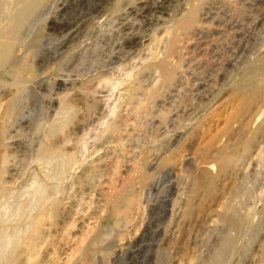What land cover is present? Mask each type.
I'll return each mask as SVG.
<instances>
[{
    "label": "rangeland",
    "instance_id": "374dc122",
    "mask_svg": "<svg viewBox=\"0 0 264 264\" xmlns=\"http://www.w3.org/2000/svg\"><path fill=\"white\" fill-rule=\"evenodd\" d=\"M126 1H128V0H126ZM232 1L233 0H210L209 3L206 4V8H205L206 11H208L210 9L211 10L210 12L212 14L209 12L208 14L206 13V15H203L202 18H203L204 26L202 27L203 29H200L201 30L200 34L196 35L194 37L195 39L193 38L194 41L192 39V40L187 41L185 44L181 45L182 50L184 52L183 53L184 57L186 56V59L184 58V63L186 65L185 67H187V69H185V67L183 68V70L180 72L181 75L179 74L180 77L182 76L181 77L182 81H181V79H179V81L176 82V84L174 85L173 88H170L167 91H162L161 94L159 95V97H157L154 101L150 100L149 103L147 104L148 107L150 108L149 113L145 114V115H141L142 117L136 116L135 112L132 109V106H134L135 103L137 104L138 102H140L143 95H142V93H138L134 96V98L131 97L130 91L128 89L129 88V82L120 86L117 89L116 94H114L113 97H109V96H106L107 92H108V91L106 92V90L104 92H102V94H101V92H98V93L93 92L92 90L93 89L95 90L96 86L94 85L95 81H91V79H92V77H94L95 75H97L101 72H104V73L109 74L111 76L113 71L118 69L120 63L109 64V65H106L107 67L105 66V64L108 60L107 56L110 54L113 47H116V49H117V47H119L115 51L116 53H122L123 52V54H125V55L127 54V53H124L125 50L122 49L124 47L120 46V43H122L124 41V38L128 35V33H126V31L119 30V28H121L124 25L122 23L133 24L134 26H136V28L138 26H140L139 29L142 27L144 28V29L142 28L140 30L138 28L136 29L137 32L140 31V33H139L140 35L142 34L141 35V38H142L141 42L137 47V48H139V47L140 48L136 50L137 52H135L134 56H131L129 58V56H127L128 54L126 55L127 56L126 61H129L131 63H136V62L139 63V62H141L142 59L137 57V56L140 53L145 54L146 51H148L147 45L154 38V35L156 36V33H157V36L161 35V33H162L161 31L164 29V27L170 23V22L166 23V22H164V20L166 18L168 19L169 16L171 17V16L175 15V12H176V16L179 17L181 15V13H183L186 10L185 8L187 7V0L186 1L185 0H183V1L182 0L181 1L180 0H178V1L174 0L175 4L173 2V6H171V8H170L172 13L169 10V12H167V13L165 12L164 14H162L164 16H162L160 13H158L157 10H153L150 13V15L147 17L149 20H151L152 24L151 23L147 24L146 21L142 22V20H145V19H143V18H145V17H143L144 16L143 14H146L145 12H143L144 9H142V8L145 5H147V3H148V5L153 6L154 5L153 0H132V4L131 5L129 4L128 7L133 6L134 8H136L134 13H136V10L138 12V8L140 11V8H141V10H143V11H141L142 14H140V12H138L137 14H134V15L129 13L131 15L130 16L127 13L128 12L127 7L120 6L118 11H116L114 13L112 12V13L106 15L105 17L100 18L99 21H96L94 24L87 26L85 31H81L80 32L81 34L78 33L79 36H78V34L76 35V37H78V40H76L75 42H72V44L70 43L73 46H70V48H67L69 46L68 45L69 43H67L66 46H64L60 50L59 53H62L64 50L68 49V50H66V52H64L65 54L63 53L61 58L58 59L59 61H57V62H55V64L51 65L50 69L48 71H46L43 75L40 76V78L43 79V85H42L43 87H41V89H40L42 91H40L39 89L37 90L38 93L40 94V95L38 94V96H39L38 100L31 101L33 103H31V102L28 103L27 108H25L26 110L28 109L27 111L25 110V114H27L25 116H27V119L28 118L29 119L27 122H25L26 124L24 123L25 125L22 126L23 128L22 127L20 128V132H21L20 140L22 139L20 142L23 143V148H25V150L30 153V151H32V149L34 147L32 145L36 144L35 148H37L38 147L37 144L39 143V141H42V142L45 141V138H46L45 136L51 131L52 126H58L61 124H65L66 128H64L63 131H59V132L57 131L59 134L56 132L55 135L52 136V139H56L60 142L59 145H60V147L63 148V150L62 151H55L54 154L46 156V157H39L37 155H34L33 153H30V154L27 153L26 154L24 152L25 156L20 155V157L18 156V157L12 158V160L9 162L8 168H9V170H11V172L9 171L11 174L8 172V174H5L2 178H0V189L2 188L0 190V210H1L0 211V225L2 224V226H0V230H1L0 231L1 232L0 237L2 236V233L4 232L7 236H12V237L16 236L15 238H19L22 235L21 233H23V231L25 230V228L27 226V223L29 221L28 219L31 217V215H34L36 213V211H38L41 208L43 203H40V202H42V200H40V198L42 197L41 199H44L46 197H49L50 195H54V196L57 195L63 199L62 200L63 203L61 204V207H62L61 208V215L56 218L53 226H51V227L47 226L48 229L46 228V226H44L45 228L43 227L45 229V231H46V229L48 230L47 231V237L45 238V241H43L44 239L43 240L41 239V241H40V239H38L41 243V247H40V250L38 252V255H40V256L36 257V262L34 264H88V263L89 264H92V263L96 264V262H97V264H106V263L107 264H115L117 262H118L117 264H157V263L163 264V261H164V264L165 263L166 264H170V263L171 264H193L198 258L203 257L204 254H205V256H207V254L209 253V248H207V247H210V245H213L215 242L212 241V239L209 242H208V240H206V231L210 230V228L213 226L214 222H216L217 216L212 215L210 217L211 220H208L207 222H205L203 224L204 226L202 225V228L200 226L196 229H191L190 232H187V234L185 233L184 236H181L182 238L180 237V239H177L178 235H180V230H179L178 226L176 225V223L173 222L169 226H165L164 223H162L164 221L163 220L164 214H163V212L161 213L160 208H161V204H163L164 197H161V196H166L167 192H165V191L167 190V185H168L167 183H169V181L173 180V179L177 180L178 183H179V180L182 182L181 184H178L175 181L176 182V188H175L176 194L175 195L179 194L183 190L186 191V189L188 187V184L186 182L190 181L189 171H190V169H192L191 166L189 168V164L193 165L194 158L196 159L195 155L198 152V149H203L204 147H207V145L214 138V136L220 135V133L225 129V127L227 126L226 122H228L227 117H229L228 113H230L233 106L235 105L232 92H233V90L238 88L239 85H241L243 76H242V70L239 69V65H235L233 68L234 62H232V64L230 63L231 62V60H230L231 55L230 54H232L231 52L235 49V47L237 45L236 43H238V40L240 39V37L245 36V35H240L239 33H236L237 35H235V33H233V32L231 33V31H228L229 29L226 27L225 22H227V20L230 18L229 17L231 15L230 13H233L234 6L238 5V7H246L247 6V7L254 8V5H253L254 3H252V1H246V0H245V2H244V0H240V2H239V0H235L233 2ZM211 2H213V3H211ZM228 2H230V3H228ZM218 3L220 4V6ZM258 3L261 4V9H263L264 8V4H263L264 0H261L260 2L258 1ZM82 4H85V3H82ZM179 4H180V7H178ZM215 4H216V6H214ZM74 7H72V8H74ZM72 8L69 10L72 11ZM120 8H122V9H120ZM172 10H174V11H172ZM231 10H232V12H230ZM70 11H66V13L69 12L67 14V16H66V13L65 14L63 13L65 16L64 15H62V16L63 17H69L71 15ZM219 11L220 12L222 11V13H220ZM72 12H73L72 13V15H73L75 13L74 9ZM158 15H161V17H163L164 19L159 17ZM165 15H167V16H165ZM151 17H153V18H151ZM220 17L222 20L219 19ZM224 17H227L228 19L224 18ZM120 18H121V20H120ZM209 19H211L212 21L210 20V22H208ZM215 19H217V20H215ZM225 19H226V21H225ZM112 20L115 22L110 23V21H112ZM116 20H118V21H116ZM156 20H158V21H156ZM204 20H206V23ZM123 21H125V22H123ZM159 21H160V23H159ZM215 21H217V22L215 23ZM220 22H222V24ZM143 23L144 24L146 23L147 25L145 24L143 26ZM217 23H219V24H217ZM212 26L215 28V30ZM147 27H148V29H147ZM217 29H219V30L217 31ZM152 30H153V32H151ZM210 31H211V33H209ZM214 31H216V33H214ZM224 31H226V32H224ZM252 31L253 32L255 31L254 34L257 33V30H252ZM89 32H90V34H89ZM143 32L144 33L148 32V33L144 34ZM220 32H221V34H220ZM210 34H212V35H210ZM217 35H219V36H217ZM117 37H119V38L122 37V38L120 40H115L113 42L114 38H117ZM204 37H206L205 38L206 41L204 40ZM230 38L232 39V41ZM216 40H218V42H216ZM222 40H224V41H222ZM233 41H235V42H233ZM116 42H118L119 45ZM189 42H192V43H190L191 45L189 44ZM209 42H211V43H209ZM220 43H222V44H220ZM225 44H227V45H225ZM234 44H235V46H234ZM208 45H210V46H208ZM108 46H112V47H108ZM233 46H234V48H233ZM107 47L109 49H107ZM190 49H191V51H190ZM193 49H195V50H193ZM119 50L120 51L122 50V52H120ZM206 50L209 53L204 52ZM255 50H257V49H255ZM185 51H187V53ZM228 51H229V53H228ZM256 52L257 53L254 56L253 60L252 61L250 60L249 62H247L249 65H252V63H254L253 65H258L261 63V59H262L261 57L263 54L258 52V51H256ZM210 53H212V54H210ZM104 55H105V58L103 59L102 57H104ZM194 55H196V56L194 57ZM216 55H217V57H216ZM55 56H57V54H54V53L51 54V57H55ZM209 56H211V57H209ZM160 57H161V55H160ZM206 59L209 60L210 62H208ZM212 59H213V61L211 62ZM221 59H223V60H221ZM224 59L226 61H224ZM196 60L199 62H197ZM52 61H54V60H52ZM142 61H143V63H146V62H144V60H142ZM204 62L206 64L209 63V64H207L208 67H207V65L205 66ZM213 62H214V64H213ZM150 63H152V61H150ZM196 64H198V65H196ZM189 65H190V67H189ZM58 66H60V67H58ZM199 67H200V70H199ZM105 68H107V69H105ZM220 68L221 69L223 68L222 71ZM136 70L138 71V69H136ZM188 70L189 71L191 70V72H189ZM201 70H202L203 74L202 73L200 74ZM81 73H83V74H81ZM147 73H149V74H147ZM142 74H143L142 75L143 80H145L144 83H146V85L148 83H150V81H152L151 79H153V77L150 78V81L148 79V76L151 74L149 69L142 70ZM211 74H212V76H211ZM43 76H44V78H43ZM214 76L217 78H215ZM189 77H190V79H189ZM195 78H199V79H195ZM157 79L154 82H156V81L158 82L159 79L158 80ZM87 80L89 82H87ZM214 80L216 82H214ZM90 83H91V85H90ZM92 83H93V86H92ZM195 84H197V85H195ZM48 85H52V90H50L51 92L48 90V87H47ZM80 86L81 87L83 86V88L84 87L85 88L84 89L82 88V90H81ZM63 87H67V89L65 88V90H64ZM191 87H192V89H191ZM193 87H194V89H193ZM229 87H230V89L228 90ZM69 89L70 90L72 89L74 91H71L72 92L71 93ZM197 89H199V90H197ZM101 90H103V89H101ZM184 90H186L185 93H184ZM196 90H197V92H196ZM201 90L203 91V93ZM56 91H57V93H56ZM87 91H88V93H87ZM187 91L189 93H191V97ZM49 92H50V94H48L49 95L48 96L47 93H49ZM68 92H69V95H68ZM41 93H42V95H41ZM43 93H45V94H43ZM54 93H56V94H54ZM65 93H67L68 97L73 96V97H71L72 100L75 103H77L76 104L77 107H75V108L73 107V109H71L70 111L67 109H64L60 106V98H61L60 94L62 96ZM90 93H92V94L95 93V94L92 96V94H90ZM74 94H75V96H74ZM176 94L179 97H177ZM56 95H58L60 98ZM101 95H103L104 97ZM41 96L42 97L44 96V97L41 98ZM82 96H84V99ZM96 96H98L100 99ZM212 96H213V98H212ZM52 97H54V98H52ZM56 97H58L59 99ZM93 97H95V98L93 99ZM205 98H206V100H205ZM39 99L40 100L43 99L42 102ZM188 99H189V102H188ZM48 100H50V101H48ZM55 101H57V102H55ZM85 101H87V102H85ZM89 101H91L90 103L97 104L98 109L90 110L88 112L87 111V105H88ZM190 101H191V103H190ZM49 102H51V104ZM53 102H55V103H53ZM78 103H80V104H78ZM145 103H147V102H145ZM204 103H205V105H204ZM174 104H175V106H174ZM46 105H49V106L46 107ZM117 105H118L119 109L121 108L119 110V114L122 112L121 115L124 116L125 118L129 119L127 122V125L125 127L126 129L121 134V138L119 137L120 134H116L113 136L106 135V134L103 135V130H104V127L107 123V121H105V120L108 119V121H109V119L114 116L113 108ZM172 105L174 108L172 107ZM195 105H196V107H194ZM231 105H232V107H231ZM31 107L34 109V111ZM45 107H46V110H45ZM54 107L57 109H54ZM193 107H194V109H193ZM126 108H127V110H125ZM74 109H75V111H74ZM213 109L215 112L213 111ZM226 109H227V111H226ZM229 109H231V110H229ZM30 110H32V111H30ZM41 111H42V113H41ZM178 111H180L181 113ZM182 112H184V113L182 114ZM33 113H35V114H33ZM80 113H82V114H80ZM88 113H89V115H88ZM110 113H111V115H110ZM78 114H80V115H78ZM81 115H83V116H81ZM125 115L126 116L128 115V116L126 117ZM98 116L100 118L103 117L104 119L100 120V118ZM156 116H158V118H156ZM223 116L224 117L226 116V118H224ZM53 117H55V118H53ZM67 117H68V119H66ZM69 117H70V119H69ZM185 118H187V119H185ZM54 119H56V120H54ZM91 119H92V121H91ZM131 119H133V120H131ZM49 121H51V122H49ZM169 121H171V122H169ZM222 121H225V123ZM93 122H95V123H93ZM159 122H160V124H159ZM27 123H28V125H27ZM67 123H70V124L68 125ZM174 123L177 126H175ZM188 123H190L189 126H188ZM214 123H216V125ZM71 124L73 125V127ZM168 124H169V126H168ZM29 125H30V127H29ZM79 125H81V126H79ZM219 125H222L221 127H224V128H220ZM74 126L77 129L74 128ZM82 126L83 127L89 126V127H87L85 129ZM217 126H219V127L216 128ZM78 127H80L79 128L80 130L78 129ZM155 127H157V128H155ZM170 128H172V129L170 130ZM180 129H182V130H180ZM77 130H79V131H77ZM35 131L38 134H36ZM64 132H66L67 136H68L67 137L68 140L65 142L62 139L63 136H61L64 134ZM79 132L82 134H80ZM32 133L35 135H33ZM41 133H43V134H41ZM178 135H180V136H178ZM205 135H207L208 137ZM31 136H32V138H31ZM57 136H60V137H57ZM26 137L29 138L28 139L29 142L26 140L27 139ZM84 137H85V139H84ZM165 137H167V138H165ZM111 138H113V139H111ZM114 138L115 139L117 138L118 140L117 139L115 140ZM132 138H134L135 140L134 139L132 140ZM23 140H26L27 142L23 141ZM89 141H90V143H89ZM104 141H106V142H104ZM115 143H117V144H115ZM13 144H15V142L12 143V147L16 148V145L14 146ZM99 144H101V145H99ZM107 144H109V145H107ZM153 144H155V145H153ZM262 144L264 145V141L261 142V146H262ZM105 145H106V147L104 148ZM196 145H198V146H196ZM190 146H192V147H190ZM13 150H15V149H13ZM66 151H70L71 153H74V156L70 157L69 155H65ZM189 151H191V152H189ZM122 154L124 157L122 156ZM256 154H257V151L253 152L252 153L253 156L251 155L250 158L245 159L242 163L241 172L247 173L246 174L247 178L245 179L244 184L240 186V195L239 196L241 197L240 199L243 200L244 199L243 197H245V195H246L245 199H248L250 202H252V204L254 202H256V199H258V201L255 205V208H254L255 216L253 218V222L255 223V225L259 229L258 233H257L258 236H257L256 240H254L253 238H250V236L248 234L245 233L243 238L239 241L240 249L237 252H235V255L233 254V256H232L233 260L231 259L230 263H228V264H264V192L263 191L258 192V191L264 190V180H263L264 174L260 175V177H259L258 175L252 173L253 165L251 164V162L253 160H255ZM182 155H183V157H182ZM32 157H35V159ZM177 157H179V158H177ZM127 158H129V159H127ZM28 159H29V161H28ZM145 160H147V161L145 162ZM168 160H170L171 163H168L169 162ZM58 161H61V162H58ZM76 161L79 163H77ZM90 161H91V163H90ZM187 161H189V162H187ZM108 163H110L111 166H113L115 168L110 167V164H108ZM128 164H130V165H128ZM41 165H43V166H41ZM78 165H79V167H78ZM81 165H82V167H81ZM103 165L105 167H102ZM131 165H133L132 168L130 167ZM164 166H166V169ZM88 167H89V169H88ZM128 167H129V169H128ZM167 167H169L170 169H168ZM140 168H142V171L140 170ZM162 168H164V169H162ZM103 169L104 170L106 169L105 170L106 172L103 171ZM136 169H137V171H136ZM84 170H85V172H84ZM109 170L111 173L108 172ZM186 170H187V172H186ZM17 171H19V172H17ZM128 171L131 174H129ZM98 172H99V174H98ZM20 173H22V174H20ZM82 173H84V175ZM104 174H106V175H104ZM169 174H170V176H168ZM97 175H98V177H97ZM21 177H23V178L21 179ZM43 178H44V180H42ZM175 178H178V179H175ZM65 179H66V182H65ZM81 179L83 181H81ZM108 179H109V181H108L109 185L107 186L108 183H106V181ZM56 180H57V182H56ZM58 180L60 183L58 182ZM50 181H51V183H50ZM63 181L65 183H63ZM84 181L87 183L85 184ZM17 182H18V184H17ZM79 182H80V184H79ZM91 182H92V184H91ZM129 182L134 185L133 191L135 192V195H137V193H139V191L142 190V186H143V184H145V187L143 188V194L141 197V199H143L142 203L139 205L137 203V206H136V202H135L134 205L132 206L133 208L131 207L128 211L122 212L120 215H113V213L111 211V206L108 205V202H110L115 197V195L118 193V191L119 192L122 191L129 184ZM36 183H37V186H36ZM43 183H45V184L43 185ZM121 183H123V184H121ZM52 184H54V185H52ZM78 184H79V186H78ZM86 185H88V187ZM184 185L186 188L184 187ZM48 186L52 187V188H49ZM85 186L88 189H86ZM119 186H121V187H119ZM3 187H5V188L3 189ZM8 187H10V189ZM80 187H82V188L84 187V188L81 189ZM260 187H261V189L259 190ZM30 188H31V190H30ZM32 188H34V189H32ZM103 188H104V190H103ZM252 188L255 190V192ZM148 189H149V191H148ZM26 191H27V194H25ZM246 191L250 194H248V195L245 194ZM29 192H31L32 195ZM242 193H244V194H242ZM261 193H262V196H261ZM44 194H45V196H44ZM150 194H152V195H150ZM153 194H154V196H153ZM143 195H144V197H143ZM25 196H26V198H25ZM43 196H44V198H43ZM34 197H36V198H34ZM82 197L85 199H88V200H85ZM87 197H89V198H87ZM94 197H95V199H92ZM28 198L29 199L31 198L33 203ZM155 198H157V200ZM186 198H188V196ZM66 200H67V202H66ZM64 201L66 204L64 203ZM146 201H148V202H146ZM157 201H159V202H157ZM35 202L36 203L38 202V203L36 204ZM123 203L124 202H122L121 204H123ZM159 204H160V206H159ZM33 206H36V207H33ZM100 206H101V208H100ZM67 207L69 209L71 207H73V208H71L69 210ZM153 207L154 208L156 207V208L154 209ZM32 208H33V210H32ZM169 208H170L169 209V215L175 214L176 217L179 216L180 209H178L177 206L174 208L173 212L171 210L172 208L171 207H169ZM158 209H159V211H158ZM131 210L133 211V213ZM26 211H27V213H26ZM31 212H32V214H31ZM66 212H68V213L70 212V213L68 214ZM71 212H72V214H71ZM129 212L131 213V217L129 215L130 214ZM97 213H99V214H97ZM126 213L128 214V216H126L127 215ZM96 214H97V216H96ZM27 216H29V217L27 218ZM151 217L154 218L153 221H152ZM156 217H158V219ZM119 218L120 219L122 218V219L119 221L120 222L119 225H116ZM24 219H25V221H24ZM65 219H66V221H65ZM73 219H75V220H73ZM150 221H151L152 225L146 226L145 223H149ZM156 221H157V223H156ZM122 222H124V223H122ZM158 222L161 223L160 224L161 226H159ZM123 224H125V225H123ZM127 224H128V227L125 228V226ZM5 226H6V228H5ZM105 227H106V229H105ZM111 227H114V229H116L117 231L114 229H111ZM122 227H123V230H125L126 232L123 230L121 231ZM156 227L158 230L156 229ZM56 228H58V229H56ZM100 231H101V238H100L99 243L96 244L97 249H95L93 251L87 250L86 248L90 244V243H88L89 240L91 242L95 238L96 233H98ZM118 232H119V234H118ZM15 233H17V234H15ZM17 235H18V237H17ZM139 235H141V236L139 237ZM144 235H146V236H144ZM147 235H148V238H147ZM50 238L52 239V241ZM112 238H114V239H112ZM157 239H158V241H157ZM176 239H177V241H176ZM128 240H130V241L132 240V241L130 242ZM127 242H129V243H127ZM0 243H1V238H0ZM140 244H142V246H140ZM153 244H155V245H153ZM205 245H208V246H205ZM12 246L13 245L9 244L5 248V250H3V252H2L1 247H0V264H5L6 259L9 257L8 255H10V253L12 252V249L14 248ZM143 246H145L146 250H144L145 248ZM160 246H161V248H159ZM117 249L119 251H117ZM110 250H112V251H110ZM154 250H155V253H154ZM101 251H103V252L100 253ZM104 251H107V252H104ZM244 251H246V252H244ZM132 252H133V254H132ZM166 252H167V254H166ZM167 255L169 256L168 258H167ZM159 256H160L161 261L159 260ZM163 256L165 258L164 260H163ZM112 258L114 259L113 261H112ZM86 259H88V261H86ZM100 259H102L103 261ZM103 262H105V263H103ZM21 263H24V259H20V264Z\"/></svg>",
    "mask_w": 264,
    "mask_h": 264
},
{
    "label": "bare ground",
    "instance_id": "6f19581e",
    "mask_svg": "<svg viewBox=\"0 0 264 264\" xmlns=\"http://www.w3.org/2000/svg\"><path fill=\"white\" fill-rule=\"evenodd\" d=\"M178 1V0H177ZM181 1V0H180ZM183 1V0H182ZM186 1V0H185ZM210 0H187L186 10L181 13L179 17L175 15L169 16V18L165 19L164 22L169 23L164 29L161 31V35L156 36L150 41L148 46V51L145 54H139L137 57L141 58V62L139 63H131L126 61L127 56L129 58L134 56L138 45L141 42L140 26L136 31V26L133 24H124L119 30L126 31L128 35L124 38V41L120 43L122 49L125 50L122 53H116L115 51L119 48L113 47L110 54L107 56L108 60L105 64H115L120 63L118 69L113 71L111 76L104 72H101L94 77H92L91 81H95L94 85L96 89L92 90L93 92H104L106 90L107 95L109 97H113L116 94L117 89L129 82V91L131 97L138 93H142V99L137 104L135 103L132 106L133 111L136 116L140 117L141 115H145L149 113L150 108L148 107L149 101H154L162 91H167L170 88H173L181 77L179 76L180 72L186 66L184 63V52L182 50V44H185L187 41L192 40L196 35H199L203 23V15L208 14L211 10L206 11V4L209 3ZM235 1V0H233ZM232 1V2H233ZM252 1L254 3V8L251 7H238L234 6L233 13H230V18L227 17L226 27L231 31V33H239L241 36L236 43L235 49L231 52V64L233 63V68L235 65H239V69L242 70V82L241 85H237L238 88H234L233 97L235 105L230 111L229 117H227L228 122L225 129L220 133V135H215L214 138L209 142L207 147L203 149H198L196 153V159L194 158L193 165L189 164L192 167L189 171L190 181L186 182L188 187L179 194L175 195V188L177 180H170L167 183V192L164 197L163 204H161V213L164 214V223L165 226H169L171 223L175 222L180 230V235H178L177 239H180L181 236L187 232H190L191 229H196L198 227L211 220L210 217L212 215L217 216L216 222H214L213 226L210 230L206 231V240L208 242L212 239L215 243L210 245L209 253L207 256L196 258L197 260L193 264H228L232 259L233 254L237 252L239 247V241L243 238L244 234H248L250 238L256 240L258 236V227L253 222V218L255 216V205L258 201L252 204L248 199L243 197L240 198V186L244 184L245 179L247 178V173L241 172L242 163L245 159L250 158L253 152L257 151L256 158L251 162L253 165L252 173L256 174L260 177V175L264 174V145L261 142L264 141V8L261 9V4L258 3L261 0H246ZM256 1V2H255ZM154 5H145L140 11L138 8V12L142 14L141 11L145 12L143 14L145 20L142 22H147V24L151 23L147 17L153 10H157L161 15L165 12H169L171 6H173L174 0H153ZM240 2V0H239ZM238 2V3H239ZM245 2V0H244ZM85 3V4H82ZM182 3V2H181ZM213 3V2H211ZM215 3V2H214ZM222 3V2H221ZM230 3V2H228ZM237 3V4H238ZM129 4H132V0H0V178H2L5 174H8L9 170L8 164L12 160V158L20 157V155H24V152L27 154L28 151L23 148V143L20 142L21 132L20 128L25 125L28 121L27 114H25V108H27V104L31 101L38 100V89L40 90L43 87V79L40 78L46 71H48L51 65L55 64V62L59 61L64 52L59 53L60 50L69 43L67 48H70L72 42L78 40L76 35L81 31H85L86 27L94 24L96 21H99L100 18L105 17L110 13H114L119 10V7H127V13L137 14L133 6L128 7ZM175 4V2H174ZM219 4V3H218ZM264 4V3H263ZM182 5V4H181ZM184 5V4H183ZM75 6V7H74ZM208 6V5H207ZM216 6V4L214 5ZM218 6V5H217ZM220 6V4H219ZM223 6V5H222ZM74 7V8H72ZM142 7V6H141ZM180 7V4L179 6ZM74 9L75 13L72 15V11L69 9ZM77 8V9H76ZM209 8V7H208ZM122 9V8H120ZM180 9V8H179ZM183 9V8H182ZM181 9V10H182ZM217 9V8H216ZM220 10V9H219ZM66 11H70L71 15L69 17H63ZM174 11V10H172ZM227 11V10H226ZM225 11V12H226ZM171 12V10H170ZM220 12V11H219ZM232 12V10L230 11ZM64 13V14H63ZM69 13V12H68ZM66 13V16L67 14ZM130 13V14H129ZM157 13V14H158ZM172 13V12H171ZM180 13V12H179ZM211 13V12H210ZM222 13V11L220 12ZM224 13V12H223ZM229 13V12H228ZM116 14V13H115ZM114 14V15H115ZM170 14V13H169ZM212 14V13H211ZM210 14V15H211ZM227 14V13H226ZM124 15V14H123ZM161 15H158L161 17ZM223 15V14H222ZM65 16V15H64ZM131 16V15H130ZM142 16V15H141ZM152 16V15H151ZM164 16V15H162ZM167 16V15H165ZM208 16V15H207ZM206 16V17H207ZM216 16V15H215ZM214 16V17H215ZM219 16V15H218ZM225 16V15H224ZM210 17V16H209ZM111 18V17H110ZM153 18V17H151ZM163 18V17H161ZM217 18V17H216ZM157 19V18H156ZM164 19V18H163ZM221 19V17L219 18ZM121 20V18H120ZM159 20V19H158ZM156 20V21H158ZM209 19L208 22H210ZM217 20V19H215ZM222 20V19H221ZM118 21V20H116ZM206 23V20H204ZM212 21V20H211ZM214 21V20H213ZM226 21V19H225ZM115 22V21H110ZM125 22V21H123ZM141 22V21H140ZM162 22V21H161ZM163 22V23H164ZM217 21H215L216 23ZM128 23V22H127ZM160 23V21H159ZM222 24V22H220ZM119 24V23H118ZM141 24V23H140ZM146 24V23H145ZM143 23V26L145 25ZM146 24V25H147ZM152 24V23H151ZM209 24V23H208ZM219 24V23H217ZM111 25V24H110ZM138 25V24H137ZM155 25V24H154ZM213 25V24H212ZM215 25V24H214ZM142 26V25H141ZM149 26V25H148ZM161 26V25H160ZM225 26V25H224ZM153 27V26H152ZM210 27V26H209ZM213 27V26H212ZM216 27V26H215ZM83 28V29H82ZM151 28V27H150ZM214 28V27H213ZM82 29V30H81ZM144 29V28H143ZM148 29V27H147ZM146 29V30H147ZM211 29V28H210ZM224 29V28H223ZM88 30V29H87ZM93 30V29H92ZM145 30V31H146ZM151 30V29H150ZM149 30V31H150ZM215 30V28H214ZM219 29H217L218 31ZM222 30V29H221ZM252 30H257V33ZM91 31V30H90ZM204 31V30H203ZM207 31V30H206ZM153 32V30L151 31ZM160 32V31H159ZM205 32V31H204ZM213 32V31H212ZM226 32V31H224ZM83 33V32H82ZM114 33V32H113ZM125 33V32H124ZM144 33V32H143ZM148 32H145L146 34ZM203 33V32H202ZM211 33V31L209 32ZM216 33V31H214ZM218 33V32H217ZM81 34V33H80ZM88 34V33H87ZM90 34V32H89ZM160 34V33H159ZM204 34V33H203ZM208 34V33H207ZM221 34V32H220ZM251 34V35H250ZM254 34V35H253ZM115 35V34H114ZM118 35V34H117ZM116 35V36H117ZM148 35V34H147ZM206 35V34H205ZM212 35V34H210ZM215 35V34H214ZM227 35V34H226ZM79 36V34H78ZM115 36V37H116ZM208 36V35H207ZM219 36V35H217ZM231 36V35H230ZM234 36V35H233ZM239 36V35H238ZM237 36V37H238ZM114 37V36H113ZM112 37V38H113ZM198 37V36H197ZM200 37V36H199ZM210 37V36H209ZM212 37V36H211ZM224 37V36H223ZM232 37V36H231ZM77 38V39H76ZM111 38V39H112ZM122 38V37H121ZM121 38H114L115 40H120ZM148 38V37H147ZM206 37H204V40ZM195 39V38H194ZM193 39V41H194ZM200 39V38H199ZM209 39V38H208ZM213 39V38H212ZM219 39V38H218ZM231 39V38H230ZM238 39V38H237ZM108 40V39H107ZM203 40V41H204ZM220 40V39H219ZM227 40V39H226ZM149 41V40H148ZM197 41V40H196ZM204 41V42H205ZM209 41V40H208ZM221 41V40H220ZM224 41V40H222ZM232 41V39H231ZM120 42V41H119ZM201 42V41H200ZM218 42V40H216ZM235 42V41H233ZM71 43V44H70ZM112 43V42H111ZM118 44V42H116ZM192 42H189V44ZM194 43V42H193ZM203 43V42H202ZM211 43V42H209ZM223 43V42H222ZM220 43V44H222ZM225 43V42H224ZM107 44V43H106ZM145 44V43H144ZM196 44V43H195ZM249 44V45H248ZM113 45V44H112ZM119 45V44H118ZM191 45V44H190ZM227 45V44H225ZM189 46V45H188ZM204 46V45H203ZM210 46V45H208ZM235 46V44H234ZM233 46V48H234ZM112 47V46H108ZM107 47V49H109ZM194 47V46H193ZM212 47V46H211ZM216 47V46H215ZM250 47V48H249ZM73 48V47H72ZM98 48V47H97ZM184 48V47H183ZM210 48V47H209ZM217 48V47H216ZM249 48V49H248ZM111 49V48H110ZM186 49V48H185ZM189 49V48H188ZM205 49V48H204ZM207 49V48H206ZM213 49V48H212ZM215 49V48H214ZM257 49V50H255ZM123 50V51H124ZM195 50V49H193ZM229 50V49H228ZM145 51V50H144ZM188 51V50H187ZM187 51H185L187 53ZM191 51V49H190ZM218 51V50H217ZM256 51L262 53L261 63L258 65H249L247 62L252 61L254 56L256 55ZM202 52V51H201ZM204 52H207L204 51ZM215 52V51H214ZM225 52V51H224ZM57 54L55 57H51V54ZM102 53V52H101ZM209 53V52H207ZM219 53V52H218ZM229 53V51H228ZM65 54V53H64ZM123 54V55H122ZM189 54V53H188ZM200 54V53H199ZM206 54V53H205ZM204 54V55H205ZM212 54V53H210ZM94 55V54H93ZM161 55V57H160ZM218 55V54H217ZM216 55V57H217ZM225 55V54H224ZM102 56V55H101ZM188 56V55H187ZM196 55H194L195 57ZM199 56V55H198ZM202 56V55H201ZM227 56V55H226ZM92 57V56H91ZM189 57V56H188ZM192 57V56H191ZM211 57V56H209ZM208 57V58H209ZM220 57V56H219ZM222 57V56H221ZM103 59L105 58L102 57ZM198 58V57H197ZM213 58V57H212ZM215 58V57H214ZM101 59V58H100ZM54 60V61H52ZM190 60V59H189ZM198 60V59H197ZM196 60V61H197ZM201 60V59H200ZM204 60V59H203ZM207 60V59H206ZM219 60V59H218ZM223 60V59H221ZM152 61V63H150ZM210 62L209 60H207ZM213 59L211 60V62ZM224 61H226L224 59ZM199 62V61H197ZM203 62V61H202ZM201 62V63H202ZM195 63V62H194ZM205 63V62H204ZM227 63V62H226ZM209 64V63H207ZM205 63V66L207 65ZM214 64V62H213ZM256 64V63H255ZM103 65V64H102ZM198 65V64H196ZM220 65V64H219ZM228 65V64H227ZM192 66V65H191ZM60 67V66H58ZM107 67V66H106ZM190 67V65H189ZM193 67V66H192ZM208 67V65H207ZM212 67V66H211ZM224 67V66H223ZM230 67V66H229ZM232 68V67H231ZM83 69V68H82ZM86 69V68H85ZM97 69V68H96ZM107 69V68H105ZM138 69V71L136 70ZM149 69L151 74L148 76L152 81L146 85L145 80L142 77V70ZM187 69V67H185ZM189 69V68H188ZM197 69V68H196ZM203 69V68H202ZM207 69V68H206ZM210 69V68H209ZM208 69V70H209ZM221 69V68H220ZM219 69V70H220ZM223 69V68H222ZM221 69V71H222ZM114 70V69H113ZM195 70V69H194ZM200 70V67H199ZM234 70V69H233ZM93 71V70H92ZM189 71V70H188ZM215 71V70H214ZM51 72V71H50ZM109 72V71H108ZM107 72V73H108ZM191 72V70L189 71ZM195 72V71H194ZM200 72V71H199ZM86 73V72H85ZM110 73V72H109ZM188 73V72H187ZM196 73V72H195ZM203 74L202 70L200 74ZM205 73V72H204ZM218 73V72H217ZM221 73V72H220ZM80 74V73H79ZM83 74V73H81ZM149 74V73H147ZM190 74V73H189ZM207 74V73H206ZM209 74V73H208ZM145 75V74H144ZM181 75V74H180ZM192 75V74H191ZM210 75V74H209ZM220 75V74H219ZM228 75V74H227ZM212 76V74H211ZM216 76V75H215ZM214 76V77H215ZM225 76V75H224ZM192 77V76H191ZM226 77V76H225ZM231 77V76H230ZM44 78V76H43ZM159 80H158V79ZM200 78V77H199ZM195 78V79H199ZM217 78V77H215ZM147 79V80H148ZM158 82H154L155 80ZM190 79V77H189ZM194 79V80H195ZM207 79V78H206ZM205 79V80H206ZM230 79V78H229ZM228 79V80H229ZM204 80V79H203ZM221 80V79H220ZM90 81V82H91ZM182 81V79H181ZM201 81V80H200ZM84 82V81H83ZM87 82H89L87 80ZM214 82H216L214 80ZM74 84V83H73ZM83 84V83H82ZM178 84V83H177ZM203 84V83H202ZM206 84V83H205ZM204 84V85H205ZM219 84V83H218ZM59 85V84H58ZM63 85V84H62ZM91 85V83H90ZM89 85V86H90ZM180 85V84H179ZM188 85V84H187ZM197 85V84H195ZM203 85V86H204ZM216 85V84H215ZM220 85V84H219ZM93 86V83H92ZM178 86V85H177ZM206 86V85H205ZM45 87V86H44ZM48 90H52V85H48ZM56 87V86H55ZM81 87V86H80ZM183 87V86H182ZM202 87V86H201ZM67 87H63L65 90ZM70 88V87H69ZM83 86L81 87L82 90ZM85 88V87H84ZM83 88V89H84ZM95 88V87H94ZM176 88V87H175ZM181 88V87H180ZM186 88V87H185ZM188 88V87H187ZM198 88V87H197ZM203 88V87H202ZM208 88V87H207ZM44 89V88H43ZM92 89V88H91ZM90 89V90H91ZM103 89V90H101ZM184 89V88H183ZM192 89V87H191ZM190 89V90H191ZM194 89V87H193ZM230 87L228 88V90ZM45 90V89H44ZM70 90V89H69ZM199 90V89H197ZM196 90V92H197ZM232 90V89H231ZM42 91V90H40ZM60 91V90H59ZM67 91V90H66ZM74 91V90H70ZM77 91V90H76ZM195 91V90H194ZM202 91V90H201ZM210 91V90H209ZM212 91V90H211ZM44 92V91H43ZM51 92V91H50ZM47 93L48 94H50ZM55 92V91H54ZM62 92V91H61ZM86 92V91H85ZM90 92V91H89ZM186 90H184V93ZM188 92V91H187ZM205 92V91H204ZM57 93V91H56ZM54 93V94H56ZM60 93V92H59ZM72 93V92H71ZM70 93V94H71ZM82 93V92H81ZM88 93V91H87ZM181 93V92H180ZM183 93V92H182ZM189 93V92H188ZM187 93V94H188ZM201 93V92H200ZM203 93V91H202ZM231 93V92H230ZM45 94V93H43ZM83 94V93H82ZM92 94V93H90ZM95 93L92 94V96ZM40 95V94H39ZM42 95V93H41ZM69 95V92H68ZM67 93L60 97V106L64 109L71 110L73 107H77L76 104L71 97H68ZM104 95V94H103ZM101 95V96H103ZM172 95V94H171ZM184 95V94H183ZM191 97V93H189ZM194 95V94H193ZM199 95V94H198ZM202 95V94H201ZM207 95V94H206ZM49 96V95H48ZM53 96V95H52ZM75 96V94H74ZM78 96V95H77ZM80 96V95H79ZM162 96V95H161ZM177 96V94H176ZM204 96V95H203ZM202 96V97H203ZM44 97V96H43ZM41 96V98H43ZM47 97V96H46ZM56 97V98H58ZM84 99V96H82ZM91 97V96H90ZM98 97V96H96ZM104 97V96H103ZM164 97V96H163ZM168 97V96H167ZM174 97V96H173ZM179 97V96H177ZM186 97V96H185ZM184 97V98H185ZM189 97V96H188ZM51 98V97H50ZM54 98V97H52ZM58 98V99H59ZM95 97H93L94 99ZM99 98V97H98ZM108 98V97H107ZM169 98V97H168ZM172 98V97H171ZM181 98V97H180ZM183 98V97H182ZM213 98V96H212ZM231 98V97H230ZM82 99V100H83ZM100 99V98H99ZM129 99V98H128ZM187 99V98H186ZM201 99V98H200ZM229 99V98H228ZM40 100V99H39ZM43 100V99H42ZM42 100H40L42 102ZM76 100V99H75ZM87 100V99H86ZM103 100V99H102ZM145 100V101H144ZM170 100V99H169ZM174 100V99H173ZM172 100V101H173ZM185 100V99H184ZM191 100V99H190ZM194 100V99H193ZM206 100V98H205ZM50 101V100H48ZM84 101V100H83ZM100 101V100H99ZM104 101V100H103ZM107 101V100H106ZM116 101V100H115ZM130 101V100H129ZM165 101V100H164ZM178 101V100H177ZM37 102V101H36ZM57 102V101H55ZM53 102V103H55ZM78 102V101H77ZM87 102V101H85ZM89 101L87 105V111L98 109L97 104L90 103ZM94 102V101H93ZM121 102V101H120ZM147 102V103H145ZM160 102V101H159ZM171 102V101H170ZM179 102V101H178ZM184 102V101H183ZM189 102V99H188ZM202 102V101H201ZM33 103V102H31ZM40 103V102H39ZM45 103V102H44ZM43 103V104H44ZM51 104V102H49ZM48 103V104H49ZM52 103V104H53ZM97 103V102H96ZM105 103V102H104ZM163 103V102H162ZM186 103V102H185ZM184 103V104H185ZM191 103V101H190ZM80 104V103H78ZM166 104V103H165ZM198 104V103H197ZM201 104V103H200ZM232 104V103H231ZM36 105V104H35ZM55 105V104H54ZM53 105V106H54ZM115 105V104H114ZM113 105V106H114ZM129 105V104H128ZM177 105V104H176ZM188 105V104H187ZM205 105V103H204ZM230 105V104H229ZM49 105H46V107ZM51 106V105H50ZM52 106V107H53ZM57 106V105H56ZM157 106V105H156ZM175 106V104H174ZM179 106V105H178ZM184 106V105H183ZM189 106V105H188ZM39 107V106H38ZM41 107V106H40ZM45 107V110H46ZM51 107V108H52ZM129 107V106H128ZM127 107V108H128ZM160 107V106H159ZM173 107V105H172ZM186 107V106H185ZM196 107V105L194 106ZM193 107V109H194ZM232 107V105H231ZM30 108V107H29ZM32 108V107H31ZM50 108V107H49ZM61 108V109H62ZM81 108V107H80ZM83 108V107H82ZM109 108V107H108ZM127 108L125 110H127ZM174 108V107H173ZM172 108V109H173ZM192 108V107H191ZM209 108V107H208ZM229 108V107H228ZM227 108V109H228ZM33 109V108H32ZM40 109V108H39ZM42 109V108H41ZM53 109V108H52ZM54 109H57L54 107ZM77 109V108H76ZM102 109V108H101ZM105 109V108H104ZM121 109V108H120ZM118 105L113 108L114 116L112 118L105 120L107 121L103 135H116L121 134L126 129V125L129 119L122 116V112L119 114ZM124 109V108H123ZM171 109V108H170ZM178 109V108H177ZM182 109V108H181ZM180 109V110H181ZM185 109V108H184ZM189 109V108H188ZM226 109V111H227ZM28 110V109H27ZM26 110V111H27ZM36 110V109H35ZM50 110V109H49ZM81 110V109H80ZM124 110V111H125ZM183 110V109H182ZM221 110V109H220ZM32 111V110H30ZM34 111V109H33ZM73 111V110H72ZM75 111V109H74ZM82 111V110H81ZM80 111V112H81ZM103 111V110H102ZM131 111V110H130ZM188 111V110H187ZM214 111V109H213ZM108 112V111H107ZM127 112V111H126ZM180 112V111H178ZM191 112V111H190ZM215 112V111H214ZM42 113V111H41ZM45 113V112H44ZM43 113V114H44ZM54 113V112H53ZM83 113V112H82ZM80 113V114H82ZM105 113V112H104ZM124 113V112H123ZM158 113V112H157ZM181 113V112H180ZM184 112H182L183 114ZM193 113V112H192ZM30 114V113H29ZM35 114V113H33ZM42 114V115H43ZM61 114V113H60ZM76 114V113H75ZM78 114V115H80ZM94 114V113H93ZM117 114V115H116ZM127 114V113H126ZM173 114V113H172ZM171 114V115H172ZM175 114V113H174ZM190 114V113H189ZM212 114V113H211ZM221 114V113H220ZM73 115V114H72ZM77 115V114H76ZM89 115V113H88ZM101 115V114H100ZM104 115V114H103ZM111 115V113H110ZM208 115V114H207ZM224 115V114H223ZM45 116V115H44ZM75 116V115H74ZM83 116V115H81ZM107 116V115H106ZM109 116V115H108ZM126 116V115H125ZM128 116V115H127ZM126 116V117H127ZM131 116V115H130ZM177 116V115H176ZM181 116V115H180ZM188 116V115H187ZM209 116V115H208ZM52 117V116H51ZM62 117V116H61ZM99 117V116H98ZM142 117V116H141ZM160 117V116H159ZM168 117V116H167ZM220 117V116H219ZM224 117V116H223ZM33 118V117H32ZM55 118V117H53ZM58 118V117H57ZM78 118V117H77ZM100 118V117H99ZM131 118V117H130ZM150 118V117H149ZM158 118V116H156ZM181 118V117H180ZM188 118V117H187ZM185 118V119H187ZM226 118V116L224 117ZM223 118V119H224ZM37 119V118H36ZM68 119V117L66 118ZM70 119V117H69ZM72 119V118H71ZM75 119V118H74ZM73 119V120H74ZM88 119V118H87ZM95 119V118H94ZM104 119L103 117L100 118ZM135 119V118H134ZM173 119V118H172ZM182 119V118H181ZM43 120V119H42ZM52 120V119H51ZM56 120V119H54ZM58 120V119H57ZM65 120V119H64ZM96 120V119H95ZM133 120V119H131ZM151 120V119H150ZM214 120V119H213ZM226 120V121H227ZM53 121V120H52ZM67 121V120H66ZM92 121V119H91ZM94 121V120H93ZM144 121V120H143ZM209 121V120H208ZM48 122V121H47ZM51 122V121H49ZM59 122V121H58ZM64 122V121H63ZM77 122V121H76ZM82 122V121H81ZM89 122V121H88ZM131 122V121H130ZM145 122V121H144ZM171 122V121H169ZM176 122V121H175ZM190 122V121H189ZM215 122V121H214ZM225 123V121H222ZM25 123V124H24ZM65 123V122H64ZM80 123V122H79ZM85 123V122H84ZM92 123V122H91ZM95 123V122H93ZM221 123V122H220ZM32 124V123H31ZM47 124V123H46ZM59 124V123H58ZM68 125L70 123H67ZM73 124V123H72ZM71 124V125H72ZM103 124V123H102ZM135 124V123H134ZM149 124V123H148ZM160 124V122H159ZM190 123H188L189 126ZM193 124V123H192ZM208 124V123H207ZM216 125V123H214ZM222 124V123H221ZM28 125V123H27ZM50 125V124H49ZM78 125V124H77ZM89 125V124H88ZM131 125V124H130ZM167 125V124H166ZM175 126H177L174 123ZM223 125V124H222ZM222 125H219L220 128ZM81 126V125H79ZM91 126V125H90ZM134 126V125H133ZM156 126V125H155ZM158 126V125H157ZM169 126V124H168ZM171 126V125H170ZM174 126V127H175ZM209 126V125H208ZM217 126L216 128H218ZM30 127V125H29ZM37 127V126H36ZM73 127V125H72ZM83 127V126H82ZM89 126L83 127L87 128ZM143 127V126H142ZM204 127V126H203ZM23 128V127H22ZM65 124H61L58 126H52L51 131L45 136V141H39L37 144V148L34 146L30 153L37 155L39 157H46L55 153V151H62L63 148L60 147V142L56 139H52V136L58 131H63ZM74 128H76L74 126ZM80 127H78L79 129ZM102 128V127H101ZM157 128V127H155ZM214 128V127H213ZM46 129V128H45ZM77 129V128H76ZM75 129V130H76ZM99 129V128H98ZM172 128H170L171 130ZM212 129V128H211ZM27 130V129H26ZM67 130V129H66ZM65 130V131H66ZM71 130V129H70ZM80 130V129H79ZM77 130V131H79ZM179 130V129H178ZM182 130V129H180ZM184 130V129H183ZM210 130V129H209ZM37 131V130H36ZM35 131V132H36ZM82 131V130H81ZM88 131V130H87ZM93 131V130H92ZM132 131V130H131ZM177 131V130H176ZM218 131V130H217ZM57 132V133H58ZM89 132V131H88ZM129 132V131H128ZM183 132V131H182ZM23 133V132H22ZM34 133V132H33ZM32 133V134H33ZM44 133V132H43ZM41 133V134H43ZM80 133V132H79ZM131 133V132H130ZM178 133V132H177ZM181 133V132H180ZM216 133V132H215ZM31 134V135H32ZM36 134H38L36 132ZM40 134V135H41ZM59 134V133H58ZM75 134V133H74ZM82 134V133H80ZM129 134V133H128ZM185 134V133H184ZM183 134V135H184ZM213 134V133H212ZM35 135V134H33ZM45 135V134H44ZM73 135V134H72ZM177 135V134H176ZM62 139L67 141V133L64 132ZM110 136V137H111ZM131 136V135H130ZM180 136V135H178ZM207 136V135H205ZM41 137V136H40ZM60 137V136H57ZM95 137V136H94ZM116 137V136H115ZM208 137V136H207ZM210 137V136H209ZM23 138V137H22ZM27 138V137H26ZM32 138V136H31ZM118 138V137H117ZM116 138V139H117ZM167 138V137H165ZM164 138V139H165ZM25 139V138H24ZM29 138L26 140L28 141ZM41 139V138H40ZM81 139V138H80ZM85 139V137H84ZM104 139V138H103ZM113 139V138H111ZM115 139V138H114ZM115 139V140H116ZM134 138H132L133 140ZM163 139V140H164ZM23 140V141H26ZM118 140V139H117ZM135 140V139H134ZM179 140V139H178ZM26 141V142H27ZM37 141V140H36ZM62 141V140H61ZM80 141V140H79ZM113 141V140H112ZM111 141V142H112ZM123 141V140H122ZM161 141V140H160ZM170 141V140H169ZM203 141V140H202ZM15 147H12V143ZM29 142V141H28ZM63 142V141H62ZM106 142V141H104ZM193 142V141H192ZM34 143V142H33ZM90 143V141H89ZM101 143V142H100ZM110 143V142H109ZM113 143V142H112ZM131 143V142H130ZM129 143V144H130ZM202 143V142H201ZM76 144V143H75ZM104 144V143H103ZM106 144V143H105ZM117 144V143H115ZM175 144V143H174ZM180 144V143H179ZM189 144V143H188ZM90 145V144H89ZM94 145V144H93ZM101 145V144H99ZM109 145V144H107ZM113 145V144H112ZM111 145V146H112ZM155 145V144H153ZM203 145V144H202ZM88 146V145H87ZM86 146V147H87ZM115 146V145H114ZM130 146V145H129ZM174 146V145H173ZM198 146V145H196ZM106 145L104 146V148ZM176 147V146H175ZM192 147V146H190ZM195 147V146H194ZM193 147V148H194ZM117 148V147H116ZM196 148V147H195ZM15 149V150H13ZM74 149V148H73ZM88 149V148H87ZM98 149V148H97ZM30 150V149H29ZM68 150V149H67ZM79 150V149H78ZM77 150V151H78ZM101 150V149H100ZM125 150V149H124ZM83 151V150H82ZM131 151V150H130ZM142 151V150H141ZM167 151V150H166ZM170 151V150H169ZM132 152V151H131ZM134 152V151H133ZM138 152V151H137ZM191 152V151H189ZM29 153V154H30ZM61 153V152H60ZM65 155H69L70 157L74 156V153L70 151H66ZM123 153V152H122ZM77 155V154H76ZM92 155V154H91ZM130 155V154H129ZM25 156V155H24ZM121 156V155H120ZM123 156V154H122ZM144 156V155H143ZM164 156V155H163ZM192 156V155H191ZM253 156V155H252ZM29 157V156H28ZM54 157V156H53ZM79 157V156H78ZM119 157V156H118ZM124 157V156H123ZM183 157V155H182ZM35 159V157H32ZM49 158V157H48ZM63 158V157H62ZM121 158V157H120ZM157 158V157H156ZM163 158V157H162ZM169 158V157H168ZM179 158V157H177ZM252 158V157H251ZM40 159V158H39ZM78 159V158H77ZM125 159V158H124ZM129 159V158H127ZM193 159V158H192ZM54 160V159H53ZM58 160V159H57ZM114 160V159H113ZM117 160V159H116ZM119 160V159H118ZM121 160V159H120ZM126 160V159H125ZM20 161V160H19ZM29 161V159H28ZM32 161V160H31ZM62 161V160H61ZM58 161V162H61ZM122 161V160H121ZM147 160H145L146 162ZM159 161V160H158ZM168 163H171L168 160ZM77 162V161H76ZM87 162V161H86ZM85 162V163H86ZM94 162V161H93ZM116 162V161H115ZM127 162V161H126ZM130 162V161H129ZM128 162V163H129ZM138 162V161H137ZM189 162V161H187ZM43 163V162H42ZM79 163V162H77ZM91 163V161H90ZM113 163V162H112ZM121 163V162H120ZM159 163V162H158ZM162 163V162H161ZM192 163V162H191ZM23 164V163H22ZM34 164V163H33ZM32 164V165H33ZM45 164V163H44ZM63 164V163H62ZM110 164V163H108ZM125 164V163H124ZM127 164V163H126ZM107 165V164H106ZM130 165V164H128ZM134 165V164H133ZM131 165L130 167L132 168ZM156 165V164H155ZM19 166V165H18ZM21 166V165H20ZM23 166V165H22ZM43 166V165H41ZM109 166V165H108ZM141 166V165H140ZM173 166V165H172ZM45 167V166H44ZM79 167V165H78ZM82 167V165H81ZM102 167H105L104 165ZM101 167V168H102ZM110 167L115 168L113 166ZM109 167V168H110ZM118 167V166H117ZM142 167V166H141ZM166 169V166H164ZM18 168V167H17ZM16 168V169H17ZM94 168V167H93ZM100 168V169H101ZM170 169L169 167H167ZM20 169V168H19ZM89 169V167H88ZM107 169V168H106ZM105 169V170H106ZM129 169V167H128ZM164 169V168H162ZM64 170V169H63ZM72 170V169H71ZM103 169V171H105ZM112 170V169H111ZM115 170V169H114ZM132 170V169H131ZM142 171V168H140ZM188 170V169H187ZM186 170V172H187ZM14 171V170H13ZM101 171V170H100ZM130 171V170H129ZM128 171V172H129ZM137 171V169H136ZM140 171V172H141ZM243 171V170H242ZM9 172V173H10ZM19 172V171H17ZM33 172V171H32ZM43 172V171H42ZM59 172V171H58ZM76 172V171H75ZM85 172V170H84ZM106 172V171H105ZM110 172V170L108 171ZM107 172V173H108ZM117 172V171H116ZM131 172V171H130ZM129 172V174H131ZM244 172V171H243ZM35 173V172H34ZM45 173V172H44ZM67 173V172H66ZM106 173V174H107ZM111 173V172H110ZM127 173V172H126ZM171 173V172H170ZM11 174V173H10ZM14 174V173H13ZM22 174V173H20ZM37 174V173H36ZM46 174V173H45ZM75 174V173H74ZM84 175V173H82ZM99 174V172H98ZM104 174V175H106ZM135 174V173H134ZM19 175V174H18ZM38 175V174H37ZM73 175V174H72ZM82 175V176H83ZM87 175V174H86ZM10 176V175H9ZM14 176V175H13ZM68 176V175H67ZM110 176V175H109ZM108 176V177H109ZM115 176V175H114ZM122 176V175H121ZM125 176V175H124ZM129 176V175H128ZM170 176V174L168 175ZM172 176V175H171ZM39 177V176H38ZM80 177V176H79ZM88 177V176H87ZM98 177V175H97ZM96 177V178H97ZM23 177H21L22 179ZM50 178V177H49ZM61 178V177H60ZM139 178V177H138ZM137 178V179H138ZM170 178V177H169ZM188 178V179H189ZM20 179V180H21ZM26 179V178H25ZM40 179V178H39ZM51 179V178H50ZM53 179V178H52ZM57 179V178H56ZM71 179V178H70ZM92 179V178H91ZM112 179V178H111ZM125 179V178H124ZM171 179V178H170ZM178 179V178H175ZM263 179V178H262ZM261 179V180H262ZM15 180V179H14ZM44 180V178L42 179ZM49 180V179H48ZM88 180V179H87ZM132 180V179H131ZM252 180V179H251ZM264 180V179H263ZM262 180V181H263ZM38 181V180H37ZM55 181V180H54ZM81 181H83L81 179ZM109 179L106 181L108 183ZM176 181V182H175ZM261 181V182H262ZM19 182V181H18ZM17 182V184H18ZM46 182V181H45ZM57 182V180H56ZM59 182V180H58ZM66 182V179H65ZM63 181V183H65ZM78 182V181H77ZM85 182V181H84ZM83 182V183H84ZM89 182V181H88ZM97 182V181H96ZM167 182V181H166ZM15 183V182H14ZM25 183V182H24ZM51 183V181H50ZM49 183V184H50ZM55 183V182H54ZM60 183V182H59ZM58 183V184H59ZM70 183V182H69ZM87 182H85L86 184ZM118 183V182H117ZM178 183V182H177ZM182 182L179 180L178 184ZM45 183H43L44 185ZM57 184V183H56ZM80 184V182H79ZM78 184V186H79ZM84 184V185H85ZM90 184V183H89ZM92 184V182H91ZM90 184V185H91ZM123 184V183H121ZM177 184V185H178ZM257 184V183H256ZM5 185V184H4ZM8 185V184H7ZM42 185V184H41ZM48 185V184H47ZM54 185V184H52ZM51 185V186H52ZM62 185V184H61ZM70 185V184H69ZM83 185V184H82ZM109 183L107 184V186ZM32 186V185H31ZM35 186V185H34ZM33 186V187H34ZM37 186V183H36ZM57 186V185H56ZM63 186V185H62ZM71 186V185H70ZM88 187V185H86ZM85 186L86 189H88ZM179 186V185H178ZM187 186V185H186ZM17 187V186H16ZM45 187V186H44ZM49 187V186H48ZM58 187V186H57ZM65 187V186H64ZM77 187V186H76ZM121 187V186H119ZM125 187V186H124ZM134 185L129 182V184L122 190L118 191L115 197L108 202V205L111 206V211L113 215H120L122 212L128 211L136 202L138 205L142 203L141 197L143 194V188L145 184L142 186V190L135 195L133 191ZM185 187V185H184ZM183 187V188H184ZM246 187V186H245ZM259 187V186H258ZM5 187H3L4 189ZM10 189V187H8ZM7 188V189H8ZM40 188V187H39ZM47 188V187H46ZM52 188V187H49ZM54 188V187H53ZM83 189L82 187H80ZM108 188V187H107ZM186 188V187H185ZM254 188V187H253ZM252 188V189H253ZM2 189V188H1ZM0 189V190H1ZM34 189V188H32ZM36 189V188H35ZM45 189V188H44ZM116 189V188H115ZM152 189V188H151ZM256 189V188H255ZM261 187L259 188V190ZM31 190V188H30ZM29 190V191H30ZM43 190V189H42ZM58 190V189H57ZM85 190V189H84ZM104 190V188H103ZM247 190V189H246ZM249 190V189H248ZM254 190V189H253ZM54 191V190H53ZM106 191V190H105ZM149 191V189H148ZM151 191V190H150ZM153 191V190H152ZM264 192V190L258 192ZM37 192V191H36ZM35 192V193H36ZM52 192V191H51ZM87 192V191H86ZM112 192V191H111ZM163 192V191H162ZM255 192V190H254ZM31 194V192H29ZM28 193V194H29ZM70 193V192H69ZM84 193V192H83ZM103 193V192H102ZM257 193V192H256ZM255 193V194H256ZM27 194V191L26 193ZM46 194V193H45ZM44 194V196H45ZM86 194V193H85ZM91 194V193H90ZM95 194V193H94ZM145 194V193H144ZM156 194V193H155ZM244 194V193H242ZM245 194H250L247 191ZM254 194V193H253ZM32 195V194H31ZM42 195V194H41ZM62 195V194H61ZM93 195V194H92ZM98 195V194H97ZM104 195V194H103ZM152 195V194H150ZM257 195V194H256ZM260 195V194H259ZM30 196V195H29ZM40 196V195H39ZM43 196V198H44ZM77 196V195H76ZM154 196V194H153ZM188 196V198H186ZM242 196V195H241ZM262 196V193H261ZM32 197V196H31ZM37 197V196H36ZM34 197V198H36ZM41 197V196H40ZM79 197V196H78ZM85 197V196H84ZM144 197V195H143ZM152 197V196H151ZM248 197V196H247ZM256 197V196H255ZM260 197V196H259ZM26 198V196H25ZM33 198V197H32ZM38 198V197H37ZM42 198V197H41ZM43 203L41 208L36 211L34 215L28 219L27 226L22 235L19 238H15L16 236H7L4 232L2 233L0 247L3 252L5 248L10 244L14 247L9 257L6 259L5 264H20V259H24V263L21 264H34L36 262V257L41 247V239L45 241L47 237V226L51 227L55 223V220L58 216L61 215V204L62 198L57 195H50L44 199H41ZM83 198V197H82ZM89 198V197H87ZM91 198V197H90ZM102 198V197H101ZM149 198V197H148ZM263 198V197H262ZM29 199V198H28ZM69 199V198H68ZM85 199V198H83ZM92 199H95L92 198ZM91 199V200H92ZM157 200V198H155ZM159 199V198H158ZM162 199V198H161ZM31 200V198L29 199ZM35 200V199H34ZM65 200V199H64ZM88 200V199H85ZM90 200V199H89ZM99 200V199H98ZM160 200V199H159ZM253 200V199H252ZM28 201V200H27ZM26 201V202H27ZM101 201V200H100ZM103 201V200H102ZM105 201V200H104ZM23 202V201H22ZM32 202V200H31ZM39 202V201H38ZM37 202V203H38ZM67 202V200H66ZM89 202V201H88ZM124 202L123 204H121ZM148 202V201H146ZM159 202V201H157ZM29 203V202H28ZM33 203V202H32ZM36 203V202H35ZM36 203V204H37ZM39 203V204H40ZM65 203V201H64ZM69 203V202H68ZM67 203V204H68ZM73 203V202H72ZM156 203V202H155ZM66 204V203H65ZM70 204V203H69ZM90 204V203H89ZM101 204V203H100ZM99 204V205H100ZM105 204V203H104ZM148 205V204H147ZM27 206V205H26ZM37 206V205H36ZM33 206V207H36ZM39 206V207H40ZM69 206V205H68ZM71 206V205H70ZM79 206V205H78ZM145 206V205H144ZM152 206V205H151ZM160 206V204H159ZM180 209L179 216L176 217L175 214L169 215V207H171L172 212L175 207ZM81 207V206H80ZM79 207V208H80ZM140 207V206H139ZM147 207V206H146ZM68 208V207H67ZM73 208V207H71ZM70 208V209H71ZM101 208V206H100ZM133 208V207H132ZM148 208V207H147ZM154 208V207H153ZM156 208V207H155ZM154 208V209H155ZM65 209V208H64ZM69 209V208H68ZM69 209V210H70ZM139 209V208H138ZM26 210V209H25ZM29 210V209H28ZM33 210V208H32ZM68 210V211H69ZM1 211V210H0ZM19 211V210H18ZM64 211V210H63ZM104 211V210H103ZM132 211V210H131ZM130 211V212H131ZM151 211V210H150ZM149 211V212H150ZM155 211V210H154ZM159 211V209H158ZM30 212V211H29ZM35 212V211H34ZM33 212V213H34ZM129 212V213H130ZM157 212V211H156ZM8 213V212H7ZM27 213V211H26ZM25 213V214H26ZM68 213V212H66ZM70 213V212H69ZM68 213V214H69ZM133 213V211H132ZM153 213V212H152ZM29 214V213H28ZM32 214V212H31ZM72 214V212H71ZM99 214V213H97ZM96 214V216H97ZM124 214V213H123ZM127 214V213H126ZM135 214V213H134ZM143 214V213H142ZM151 214V213H150ZM154 214V213H153ZM65 215V214H64ZM131 217V213L129 214ZM15 216V215H14ZM19 216V215H18ZM128 216V214L126 215ZM125 216V217H126ZM133 216V215H132ZM158 216V215H157ZM20 217V216H19ZM29 216H27L28 218ZM75 217V216H74ZM153 217V216H152ZM151 217V218H152ZM15 218V217H14ZM24 218V217H23ZM67 218V217H66ZM78 218V217H77ZM123 218V217H122ZM121 218V219H122ZM127 218V217H126ZM150 218V219H151ZM158 219V217H156ZM161 218V217H160ZM17 219V218H16ZM21 219V218H20ZM117 221L116 225H119V221ZM125 219V218H124ZM123 219V220H124ZM154 218H152L153 221ZM75 220V219H73ZM142 220V219H141ZM161 220V219H160ZM12 221V220H11ZM22 221V220H21ZM25 221V219H24ZM59 221V220H58ZM57 221V222H58ZM64 221V220H63ZM66 221V219H65ZM64 221V222H65ZM71 221V220H70ZM69 221V222H70ZM24 223V222H23ZM59 223V222H58ZM124 223V222H122ZM145 223V222H144ZM157 223V221H156ZM159 223V222H158ZM126 224V223H125ZM123 224V225H125ZM141 224V223H140ZM161 223H159V226ZM210 224V223H209ZM67 225V224H66ZM131 225V224H130ZM143 225V224H142ZM145 225H152L151 221L149 223H145ZM154 225V224H153ZM175 225V226H176ZM2 226V224L0 225ZM19 226V225H18ZM21 226V225H20ZM46 226V231L45 227ZM62 226V225H61ZM133 226V225H132ZM144 226V225H143ZM145 226V227H146ZM156 226V225H155ZM158 226V225H157ZM163 226V225H162ZM164 226V227H165ZM204 226V225H203ZM8 227V226H7ZM15 227V226H14ZM44 227V228H43ZM78 227V226H77ZM128 227V224L125 228ZM130 227V226H129ZM144 227V228H145ZM4 228V227H3ZM6 228V226H5ZM143 228V229H144ZM160 228V227H159ZM58 229V228H56ZM68 229V228H67ZM106 229V227H105ZM114 229V227H111ZM147 229V228H146ZM155 229V228H154ZM157 229V227H156ZM66 230V229H65ZM72 230V229H71ZM116 230V229H114ZM113 230V231H114ZM123 227L121 228V231ZM152 230V229H151ZM158 230V229H157ZM166 230V229H165ZM1 231V230H0ZM8 231V230H7ZM68 231V230H67ZM110 231V230H109ZM112 231V230H111ZM117 231V230H116ZM125 231V230H123ZM129 231V230H128ZM127 231V232H128ZM160 231V230H159ZM162 231V230H161ZM11 232V231H10ZM80 232V231H79ZM120 232V231H119ZM118 232V234H119ZM126 232V231H125ZM139 232V231H138ZM142 232V231H141ZM140 232V233H141ZM1 233V232H0ZM56 233V232H55ZM152 233V232H151ZM17 234V233H15ZM50 234V233H49ZM52 234V233H51ZM116 234V233H115ZM132 234V233H131ZM40 235V236H39ZM81 235V234H80ZM156 235V234H155ZM54 236V235H53ZM95 236V235H94ZM132 236V235H131ZM141 235H139L140 237ZM146 236V235H144ZM18 237V235H17ZM40 237V238H39ZM136 237V236H135ZM156 237V236H155ZM154 237V238H155ZM158 237V236H157ZM175 237V236H174ZM248 237V236H247ZM53 238V237H52ZM101 238V231L96 233L95 238L90 242L87 246V250H95L96 244L99 243ZM144 238V237H143ZM148 238V235H147ZM182 238V237H181ZM186 238V237H185ZM188 238V237H187ZM40 239V241L38 240ZM51 239V238H50ZM91 239V238H90ZM114 239V238H112ZM130 239V238H129ZM134 239V238H133ZM176 239V241H177ZM80 240V239H79ZM82 240V239H81ZM139 240V239H138ZM137 240V241H138ZM39 241V242H38ZM49 241V240H48ZM52 241V239H51ZM130 241V240H128ZM132 241V240H131ZM130 241V242H131ZM142 241V240H141ZM154 241V240H153ZM158 241V239H157ZM47 242V241H46ZM125 242V241H124ZM173 242V241H172ZM129 243V242H127ZM133 243V242H132ZM135 243V242H134ZM156 243V242H155ZM120 244V243H119ZM146 245V244H145ZM152 245V244H151ZM155 245V244H153ZM100 246V245H99ZM114 246V245H113ZM142 246V244H140ZM208 246V245H205ZM251 246V245H250ZM10 247V246H9ZM8 247V248H9ZM122 247V246H121ZM133 247V246H132ZM145 248V246H143ZM151 247V246H150ZM114 248V247H113ZM135 248V247H134ZM142 248V247H141ZM161 248V246L159 247ZM176 248V247H175ZM174 248V249H175ZM179 248V247H178ZM244 248V247H243ZM250 248V247H249ZM43 249V248H42ZM99 249V248H98ZM167 249V248H166ZM169 249V248H168ZM246 249V248H245ZM121 250V249H120ZM125 250V249H124ZM135 250V249H134ZM146 250V248L144 249ZM153 250V249H152ZM151 250V251H152ZM158 250V249H157ZM160 250V249H159ZM170 250V249H169ZM108 251V250H107ZM104 251V252H107ZM112 251V250H110ZM117 251H119L117 249ZM130 251V250H129ZM138 251V250H137ZM101 251L100 253H102ZM121 252V251H120ZM134 252V251H133ZM132 252V254H133ZM143 252V251H142ZM141 252V253H142ZM246 252V251H244ZM117 253V252H116ZM130 253V252H129ZM155 253V250H154ZM170 253V252H169ZM104 254V253H103ZM121 254V253H120ZM119 254V255H120ZM135 254V253H134ZM138 254V253H137ZM160 254V253H159ZM167 254V252H166ZM98 255V254H97ZM118 255V254H117ZM124 255V254H123ZM128 255V254H127ZM202 255V254H201ZM83 256V255H82ZM105 256V255H104ZM121 256V255H120ZM143 256V255H142ZM141 256V257H142ZM149 256V255H148ZM162 256V255H161ZM243 256V255H242ZM101 257V256H100ZM133 257V256H132ZM140 257V256H139ZM150 257V256H149ZM169 256L167 255V258ZM235 257V256H234ZM47 258V257H46ZM91 258V257H90ZM43 259V258H42ZM96 259V258H95ZM94 259V260H95ZM122 259V258H121ZM144 259V258H143ZM163 256V260H164ZM97 260V259H96ZM95 260V261H96ZM102 260V259H100ZM109 260V259H108ZM114 259L112 258V261ZM118 260V259H117ZM146 260V259H145ZM159 260L160 256H159ZM158 260V261H159ZM233 260V259H232ZM48 261V260H47ZM88 261V259H86ZM103 261V260H102ZM119 261V260H118ZM125 261V260H124ZM157 261V262H158ZM242 261V260H241ZM257 261V260H256ZM255 261V262H256ZM117 262V261H116ZM123 262V261H122ZM151 262V261H150ZM155 262V261H154ZM167 262V261H166ZM260 262V261H259ZM105 263V262H103ZM114 263V262H113ZM118 263V262H117ZM115 263V264H117ZM128 263V262H127ZM235 263V262H234ZM89 264V263H88ZM93 264V263H92ZM97 264V262H96ZM107 264V263H106ZM159 264V263H157ZM164 264V261H163ZM166 264V263H165ZM171 264V263H170Z\"/></svg>",
    "mask_w": 264,
    "mask_h": 264
}]
</instances>
